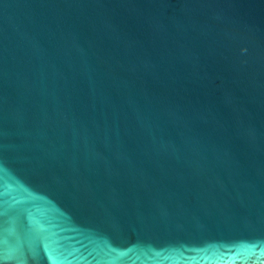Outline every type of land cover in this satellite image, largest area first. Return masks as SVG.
I'll use <instances>...</instances> for the list:
<instances>
[{
    "label": "water",
    "instance_id": "1",
    "mask_svg": "<svg viewBox=\"0 0 264 264\" xmlns=\"http://www.w3.org/2000/svg\"><path fill=\"white\" fill-rule=\"evenodd\" d=\"M0 264H264V0H0Z\"/></svg>",
    "mask_w": 264,
    "mask_h": 264
}]
</instances>
